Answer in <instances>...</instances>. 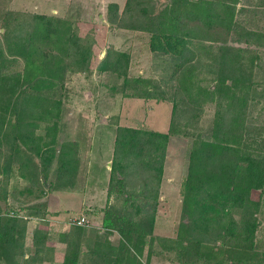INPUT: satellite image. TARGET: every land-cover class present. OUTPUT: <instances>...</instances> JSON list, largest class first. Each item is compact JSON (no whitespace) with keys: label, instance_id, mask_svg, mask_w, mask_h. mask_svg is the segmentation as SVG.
Instances as JSON below:
<instances>
[{"label":"trees","instance_id":"16d2710c","mask_svg":"<svg viewBox=\"0 0 264 264\" xmlns=\"http://www.w3.org/2000/svg\"><path fill=\"white\" fill-rule=\"evenodd\" d=\"M160 4L161 0H126L120 12L118 3L111 2L108 20L149 31L152 50L182 57L174 77L186 95L173 97L170 130L118 124L109 183L115 201L104 210V231L96 230L91 243L84 226L73 224L61 233L66 246L58 251L48 242L51 225L40 223L33 233L34 250L28 251L24 219L0 216V264H19V257L23 264H43L57 255L61 264H150L153 254L163 251L174 253L180 264H264V250L256 240L264 203V137L263 129H255L248 120L258 53L253 47L214 43L237 32L240 36L234 40L263 46L264 31L238 23L229 0ZM3 23L0 140H9L11 153L2 170L9 173L17 161L19 174L31 182L26 189L33 193L39 168L47 175L55 162L57 183L73 186L80 162L78 141L58 137L64 103L59 90L69 74L108 72L118 80L113 90L144 98L158 97V85L143 87L153 80L130 74V53L106 46L108 25L101 32L82 31L73 18L13 10ZM193 42L210 54L203 62L214 80L210 86L190 78L195 67L187 70ZM21 61L24 67L19 69ZM207 98L215 99L218 108L211 135L196 138L191 149L188 173L180 185L181 221L175 235H159L155 227L170 132L181 107ZM7 122L12 131L5 129ZM42 125L44 134L37 132ZM114 231L117 240L110 237Z\"/></svg>","mask_w":264,"mask_h":264},{"label":"rangeland","instance_id":"374dc122","mask_svg":"<svg viewBox=\"0 0 264 264\" xmlns=\"http://www.w3.org/2000/svg\"><path fill=\"white\" fill-rule=\"evenodd\" d=\"M166 1L161 0V7ZM229 1L236 7L238 23L248 29L264 31V0ZM111 2L118 3L119 11L122 12L126 0H0V35L5 30L3 22L9 10L41 12L73 18L80 21L82 31L95 28L101 32L108 25L106 46H115L130 53V74L141 75L148 81L153 80V83H145L143 87L148 86L152 89L158 85L156 88L158 97L144 98L113 90L112 85L118 83V80L108 72L94 69L90 72L73 71L69 74L64 89L59 90L63 92L64 103L58 137L60 141H78L80 162L73 186H62L57 183V166L54 162L47 175L41 167L39 168L41 170L39 182L34 185L33 193H29L26 188L31 182L19 174L17 161L13 162L9 173L2 170L5 160L11 153L9 140L2 137L0 216L6 218L14 215L24 219L27 223L25 248L28 251L34 250L33 233L40 223L51 225L49 229L51 238L48 242L58 251L65 250L66 243L60 239V235L72 227L73 224L67 222L72 217L83 213L88 217V224L83 225L87 240L90 236L93 240L96 230L104 231L100 227L104 210L109 203L115 201L114 194H109V183L118 124L169 131L173 119V97L178 96L181 99L178 94L186 95L179 89L180 83L177 77H174L177 64L182 57L152 50L149 31L112 24L108 20V6ZM234 33L229 34L225 41L214 43L218 45L227 42L237 46L253 47L252 49L257 51L253 86L250 89L248 120L255 129L259 127L263 129L262 137H264V45H249L244 41L234 40L235 36H240H237V32ZM192 48V61L189 62L191 65L187 70L193 68L192 64L195 67L190 78L203 86L212 85L214 83L212 75L206 72V67L203 65L210 55L209 52L205 46L202 47L195 42L192 43ZM23 62L21 61L19 69L24 67ZM121 81L119 79V82ZM197 104L193 102L181 107L175 118L176 128L170 132L163 178L166 184L170 183L168 178H172L173 182L165 188L161 186V195L164 193V198L159 204L161 211L158 209L160 214L157 234L159 232L170 234L169 236L176 234L182 215L180 185L188 173L193 143L199 136H210L215 122L217 101L207 98ZM43 125L37 129L38 133H45ZM5 129L12 131L9 122L6 123ZM61 190H75L79 193L77 195L79 199H72L69 204L64 197L59 196ZM113 234L112 237L117 240L119 236ZM256 235L258 248L264 250V203L259 213ZM174 255L167 251L153 254L150 264H180L173 259ZM61 262L62 258L57 255L52 261L47 260L43 264H61ZM19 264H23L22 257H19Z\"/></svg>","mask_w":264,"mask_h":264},{"label":"crops","instance_id":"0c3cea01","mask_svg":"<svg viewBox=\"0 0 264 264\" xmlns=\"http://www.w3.org/2000/svg\"><path fill=\"white\" fill-rule=\"evenodd\" d=\"M165 173H166V171H165ZM169 180H170V183H167L166 184V182H165V178H163V181H162V188H165V186L166 185H170L173 181H172V178L170 179V178H168ZM61 193H59V196L61 197V198H63L64 197V199L65 200H67L66 202H68L69 204H70V202L72 201V199H79V198H77V195L79 194L77 191H75V190H64V191H60ZM163 195H164V193H162V195H161V200L164 198L163 197ZM76 201V200H75ZM66 211H68V210H66ZM159 211H161V209L159 208ZM59 212V211H58ZM60 213V212H59ZM68 213V212H67ZM159 214H160V212H158L157 213V220H156V227H155V233H157V224H158V218H159ZM60 215H62V214H60ZM59 215V216H60ZM60 217H62V216H60ZM70 218H71V216H69ZM69 224H71L70 223V220L69 221H67ZM101 224H102V221H101ZM101 227V226H100ZM101 231V230H100ZM114 236H119V234H118V232H116L115 231V233L113 234ZM159 235H170V234H166V233H160L159 232ZM112 239H115L114 237H112V235L110 236ZM86 241L88 242V243H91L92 242V237L90 236V237H88V240L86 239Z\"/></svg>","mask_w":264,"mask_h":264},{"label":"built area","instance_id":"2783aa9c","mask_svg":"<svg viewBox=\"0 0 264 264\" xmlns=\"http://www.w3.org/2000/svg\"><path fill=\"white\" fill-rule=\"evenodd\" d=\"M88 222H89V219L84 213L81 214V215H78L76 217H72L70 219V223L71 224H76V225H87Z\"/></svg>","mask_w":264,"mask_h":264}]
</instances>
